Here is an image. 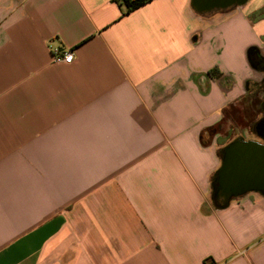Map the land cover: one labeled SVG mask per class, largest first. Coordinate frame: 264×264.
Masks as SVG:
<instances>
[{"label": "crops", "instance_id": "1", "mask_svg": "<svg viewBox=\"0 0 264 264\" xmlns=\"http://www.w3.org/2000/svg\"><path fill=\"white\" fill-rule=\"evenodd\" d=\"M123 9L0 0V264H264V192L214 204L264 0Z\"/></svg>", "mask_w": 264, "mask_h": 264}, {"label": "water", "instance_id": "2", "mask_svg": "<svg viewBox=\"0 0 264 264\" xmlns=\"http://www.w3.org/2000/svg\"><path fill=\"white\" fill-rule=\"evenodd\" d=\"M245 0H194L200 11L222 9ZM264 192V143L234 139L222 149V162L216 173L214 204L226 205L233 196L247 191Z\"/></svg>", "mask_w": 264, "mask_h": 264}, {"label": "rangeland", "instance_id": "3", "mask_svg": "<svg viewBox=\"0 0 264 264\" xmlns=\"http://www.w3.org/2000/svg\"><path fill=\"white\" fill-rule=\"evenodd\" d=\"M249 96L245 99L244 104L241 105V110H246V113H244V115H240V117L237 119L233 116V111L232 110H227L229 116L232 115V117H234V121H236V125H238L241 129L243 130V134L242 136L244 138L248 137V138H256L255 134H253L252 132V124L259 118V116L261 115V110H259V104L257 102H254V99ZM242 103V102H241ZM241 114V111H240ZM237 117V114H236ZM225 122H228L225 119ZM225 126L221 125V127L219 128V126H216V132L221 133L223 135V131H224ZM215 129L212 128V134L215 133ZM230 129V128H229ZM231 130V129H230ZM246 133V134H245ZM238 137V136H237Z\"/></svg>", "mask_w": 264, "mask_h": 264}, {"label": "flooded vegetation", "instance_id": "4", "mask_svg": "<svg viewBox=\"0 0 264 264\" xmlns=\"http://www.w3.org/2000/svg\"><path fill=\"white\" fill-rule=\"evenodd\" d=\"M227 8V7H226ZM250 59L252 62V65L254 66L255 69H261L264 71V58L258 56L257 53L253 52L250 55ZM257 84V89L256 93L257 95L255 97V102L259 104V110H261V115L259 118L252 124V132L255 134L256 138H241L244 140H255L258 141L259 143L263 144L264 143V73L261 74V77L258 79L256 82ZM237 139V138H236ZM233 141V140H232Z\"/></svg>", "mask_w": 264, "mask_h": 264}, {"label": "trees", "instance_id": "5", "mask_svg": "<svg viewBox=\"0 0 264 264\" xmlns=\"http://www.w3.org/2000/svg\"><path fill=\"white\" fill-rule=\"evenodd\" d=\"M120 5H123L124 6V9L122 11V14H126V13H129L130 11L140 7L141 5H143L144 3L150 1V0H116ZM194 1V0H193ZM194 3V2H193ZM195 6V5H194ZM234 113H233V116L235 118H239L240 115H244V113H246V110H239V113H237L236 110H232ZM240 111L242 114H240ZM236 114H237V117H236ZM234 117H232V115L229 116L227 110H225V117L224 119H226L228 121V124L229 126H233V125H236V121H234ZM224 126V124H222ZM219 128L221 127V125H218ZM231 128V127H230ZM233 128V127H232ZM215 129V128H214ZM209 131V130H208ZM215 132H216V129H215ZM237 137H233L231 138L230 142L234 139H236Z\"/></svg>", "mask_w": 264, "mask_h": 264}, {"label": "built area", "instance_id": "6", "mask_svg": "<svg viewBox=\"0 0 264 264\" xmlns=\"http://www.w3.org/2000/svg\"><path fill=\"white\" fill-rule=\"evenodd\" d=\"M52 60L54 62L70 63L73 59V51L70 48L51 47Z\"/></svg>", "mask_w": 264, "mask_h": 264}]
</instances>
